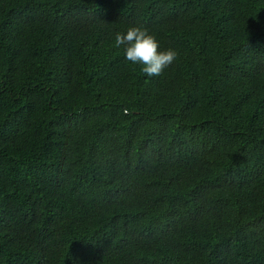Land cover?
<instances>
[{
	"label": "trees",
	"instance_id": "obj_1",
	"mask_svg": "<svg viewBox=\"0 0 264 264\" xmlns=\"http://www.w3.org/2000/svg\"><path fill=\"white\" fill-rule=\"evenodd\" d=\"M0 264H264V0H0Z\"/></svg>",
	"mask_w": 264,
	"mask_h": 264
},
{
	"label": "clouds",
	"instance_id": "obj_2",
	"mask_svg": "<svg viewBox=\"0 0 264 264\" xmlns=\"http://www.w3.org/2000/svg\"><path fill=\"white\" fill-rule=\"evenodd\" d=\"M116 47L124 46L125 60L143 65L141 71L148 77L159 76L177 59V52L172 49L159 51V42L146 28L131 26L126 33H117L114 40Z\"/></svg>",
	"mask_w": 264,
	"mask_h": 264
}]
</instances>
